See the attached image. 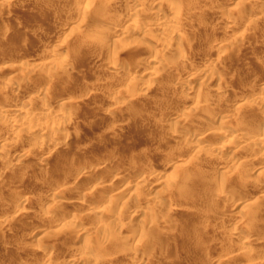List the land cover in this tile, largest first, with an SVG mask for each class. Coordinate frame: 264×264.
<instances>
[{"label":"rangeland","instance_id":"374dc122","mask_svg":"<svg viewBox=\"0 0 264 264\" xmlns=\"http://www.w3.org/2000/svg\"><path fill=\"white\" fill-rule=\"evenodd\" d=\"M126 1L0 0V107L23 106L26 102L31 111L39 113L44 102L54 98L67 101L71 106L63 109L69 119L62 131L55 135L53 143L43 152L37 149L34 142L39 134L29 136L21 130L12 133L5 122H0V145L7 143L8 149L0 154V222L5 218L3 221L10 224L7 227L0 224V244L3 237L9 239L7 246L0 245V264H15L18 260L24 264L39 263L55 255L52 261L58 264L59 252L83 259V250L71 245L86 235L88 249L102 261L85 260L81 264H217L219 260L222 264H263L264 156L260 155V151L264 150V144L239 147L225 140L223 142L232 148L230 153H223L217 159L212 151L197 155L184 136L183 125L177 126V129L174 121L183 118L186 127L198 125L196 129L199 130L202 119L204 121L210 114V108L221 104L222 112H225L220 120L228 119L236 126L238 119H252L254 123L247 131V138L256 136L255 132L263 128V104L258 107L249 103L242 105L238 98L243 97L249 87L264 86V0H178L183 9L177 15L180 20L176 17L180 36L165 39L173 44L180 41L179 50L162 47L160 40L164 36L159 28H152L149 15L153 12H150L149 0L131 1L135 2L132 7L128 6L130 0ZM188 2L191 3L189 7L186 6ZM128 8L138 9L145 16L149 12V19L143 17L137 27L129 29V32L133 30L132 35L110 32L115 31L111 22L128 18ZM86 9H90L91 15ZM159 13L165 21L174 17L165 9L159 10ZM103 14L104 19L101 17ZM64 22L67 28L61 33L58 27L65 26ZM231 24L232 27L235 25V37L226 35ZM107 31L111 34L109 37L104 36ZM57 44L62 45L64 53L51 55L52 46ZM159 53L160 61H152L151 58ZM46 60L54 61L52 65H46ZM117 61L122 62L124 68L116 70ZM211 61L215 63L212 66L208 65ZM157 63L163 66V70L158 71L156 78L150 81L153 82L151 88L145 91L140 83H132L133 73L129 70L145 73L158 66ZM18 64L20 74L17 72L15 79L9 80L10 75L3 72L5 66ZM206 69H210L207 77L202 74ZM144 77L148 78L147 74ZM212 77L216 80L221 78V83L216 81L207 86ZM8 81H12L14 89L8 87ZM186 82L204 89L203 94L197 95L198 100L194 97L196 102H188L180 93L179 86ZM143 91L146 94H142ZM121 92L123 97L116 100L114 96ZM166 109L170 110L167 116L170 120L164 117L158 121L154 114ZM260 110L263 112H260L261 117ZM35 117L39 122H45L38 115ZM236 127L232 130L238 131L239 124L238 129ZM214 132L211 131L209 137ZM234 151L241 155L244 162L238 160L236 167L227 169L221 161L231 157ZM23 153H26L25 157L19 160ZM92 156L98 168L104 167L106 173L119 172L115 174V180L98 178L107 185L109 192L121 190L122 200L131 197L132 203H150L154 218L150 212L144 215L145 219L143 214L139 215L130 207L120 206L121 200L118 204L111 202L107 194L100 206L106 212V207L114 204L108 212L125 224L123 228L111 220L100 221L98 213L94 217L79 218L80 222L72 225L52 223L55 219L48 223L42 220L41 213L47 206L44 194L49 189L65 184L67 188H74L66 192L69 196L74 194L78 198L89 193L96 182L92 179L99 173L92 170L93 173L90 171L87 174L90 175L83 178L79 169L84 161H93ZM169 162L176 169L172 166L167 168L166 163ZM130 164L138 168L154 165L151 167L154 173L172 171L177 179L175 183L156 187L131 184L127 189V178L134 177L136 173L134 170L122 173L119 169ZM184 173H192L193 176L188 180ZM221 180L238 192L227 194L218 190L215 183ZM28 195L30 200L27 204L15 207V198ZM243 200L249 203L244 208L241 205ZM17 208L29 209L31 213L23 217L17 215L15 220ZM156 208L161 211V216L156 213L161 222L155 217ZM76 212L86 213L83 208ZM142 217L147 224L143 223ZM236 219L241 221L245 230L252 232L254 243H243V239L235 234L233 226ZM137 221L146 225L141 231L135 227ZM154 221L158 225L151 226ZM158 226L162 231L157 229ZM38 228L44 231L41 236L33 234ZM82 228L86 231L83 229L81 232ZM123 235L129 236L128 242Z\"/></svg>","mask_w":264,"mask_h":264},{"label":"bare ground","instance_id":"6f19581e","mask_svg":"<svg viewBox=\"0 0 264 264\" xmlns=\"http://www.w3.org/2000/svg\"><path fill=\"white\" fill-rule=\"evenodd\" d=\"M80 1V0H79ZM86 3H89V2H93L94 0H85ZM128 1V0H127ZM126 1V2H127ZM131 1H134V0H130L129 1V4L128 6L129 7H132L135 2H132ZM77 2V1H76ZM149 2V5L150 7H152V11L150 12H153L152 14L150 13V20L153 22L151 23L152 24V28H159V31L161 30L162 34L164 37H162L163 39L160 40V43L162 45V47H165L167 49H177L179 50L181 48V43L180 41H176L174 44L173 43H170L168 42L165 38L166 37H172V36H178L179 34V27H177L176 25V19L178 18L179 19V12L181 11V0L180 2L178 0H168L166 2H164L163 0H155V1H148ZM195 2V1H194ZM80 4V3H78ZM189 4L191 3H186V6L189 7ZM181 6V7H180ZM52 7V6H51ZM153 8H156L155 10ZM193 8V5L192 7ZM129 9V8H128ZM165 9L166 11L168 10V12L170 11L174 17H172V19H169L167 21L163 20L162 17L159 15V10H163ZM88 9H86L85 11H87ZM90 10V9H89ZM87 11V13L89 15H91V11ZM92 10V9H91ZM130 12L128 14V18H126L124 21H113L111 22V26L114 28L115 31H110V32H114L115 34H127V33H130V35H132L133 33V30L131 32H129L128 30L131 29V28H134L137 23H139V21H141L142 19H144L143 17H146L148 18L149 16L146 13V16H145V13H141V11H139L138 9H134V8H131L129 9ZM154 10V11H153ZM183 10V9H182ZM178 15V16H177ZM105 14H103L101 17L104 19L105 17ZM88 17V16H87ZM177 17V18H176ZM145 18V20H147ZM149 19V18H148ZM259 19V18H258ZM180 20V19H179ZM149 21V20H148ZM147 21V22H148ZM228 21V20H227ZM229 21H231L229 19ZM146 21H144L145 23ZM10 23V22H9ZM13 23V22H12ZM69 23V22H68ZM150 23V22H149ZM146 24V23H145ZM148 24V23H147ZM146 24V25H147ZM64 25L65 26H59L58 27V30L59 32L63 33L66 28H67V25L65 24L64 22ZM141 25V24H140ZM233 24H231V26L226 30V35L228 36H234L236 35V30L234 29V26L232 27ZM99 29H104L103 27H101V25H96ZM137 27V26H136ZM108 29V28H107ZM112 30V29H110ZM157 30V29H156ZM225 30V29H224ZM57 31V30H56ZM110 32H105V37H109L111 34H109ZM136 32V31H134ZM103 33V32H102ZM113 33V35H114ZM145 33V32H144ZM56 34V33H55ZM58 34V33H57ZM135 34V33H134ZM241 34V33H240ZM112 35V36H113ZM147 35V34H146ZM57 36V35H56ZM180 36V34H179ZM141 38V37H140ZM145 38V37H144ZM173 38V37H172ZM139 40V38H137ZM108 40V39H107ZM174 40V39H173ZM137 41V40H136ZM222 45V44H220ZM53 48H51V55H56V56H59V55H62L64 53V49L62 47V45L60 44H57V45H54L52 46ZM220 47V46H219ZM176 51V50H175ZM162 55V54H161ZM153 56V55H152ZM151 56V57H152ZM160 56V53L159 54H156L154 56V58H151L152 61L154 62H158L160 61L158 58ZM164 57V56H162ZM136 59V58H135ZM114 60V59H113ZM54 61V60H53ZM53 61L51 60H46L45 63L46 65H52L53 64ZM56 61V60H55ZM58 63V62H57ZM160 63V62H159ZM158 64V63H157ZM215 63L213 61H211L208 65L212 66L214 65ZM60 65V64H59ZM62 65V64H61ZM156 65V64H155ZM154 65V66H155ZM18 66H20V64L16 65V66H8L1 70H3L4 74H9L10 75V79L9 80H12L13 78L15 79L16 75H17V72H18ZM22 66V65H21ZM26 66V65H25ZM44 66V65H43ZM153 66V64H152ZM151 66V67H152ZM128 67V66H127ZM116 70L118 68H124V66L122 65V62L120 61H117L115 63V67H114ZM129 68V67H128ZM153 68V67H152ZM216 68V67H215ZM50 70V69H49ZM54 70V69H53ZM66 70V69H65ZM129 70V69H127ZM163 70V66L160 64H158V66L154 67V69L150 70L149 72H145V73H135L134 71L132 72V70H129L131 72V74L133 73V76L131 80L132 83H140L139 85L140 86H143L145 87V91L148 90L149 88H151V86H153V82L151 83L150 81L151 80H154V78H156V73L158 71H162ZM210 70V69H209ZM208 69L202 71L204 74L203 76L207 77L209 76L210 72H209ZM138 71V70H137ZM19 73V72H18ZM51 73V72H50ZM20 74V73H19ZM147 74L148 78H145L144 75ZM195 75V74H194ZM197 76V75H196ZM193 77V76H192ZM214 78V79H213ZM150 79V80H149ZM193 80V78H191ZM217 79V78H216ZM215 77H212L211 80H209L210 82L208 83L207 86H209L210 84L212 83H215L217 81V83H219L220 79L218 77L219 80H216ZM190 80V79H189ZM188 80V81H189ZM13 81V80H12ZM10 81V82H12ZM9 82V81H8ZM9 82V83H10ZM169 82V81H168ZM207 82V81H206ZM221 83V82H220ZM200 84V83H199ZM202 84V83H201ZM200 84V85H201ZM205 84V83H204ZM260 84V83H259ZM7 85H9L8 87H10V89H14V84L13 83H10ZM173 85V84H172ZM175 85V84H174ZM247 85H252V84H247ZM254 85V84H253ZM132 86V85H131ZM176 86V85H175ZM7 87V88H8ZM133 87V86H132ZM156 87V86H155ZM180 88V93L182 95H184L187 99H188V102H191L192 100L195 101V99L197 98L198 100V96L199 94H203V90L202 88L198 85H195V83H191V82H186L183 86H179ZM203 87V86H202ZM207 88V87H206ZM217 88V87H216ZM245 88V87H244ZM9 89V88H8ZM44 89V88H43ZM210 89V88H209ZM248 89V88H246ZM121 90V89H120ZM211 90V89H210ZM215 90V89H213ZM245 90V89H244ZM11 91V90H9ZM117 91V90H116ZM212 91V90H211ZM216 91H219L218 89ZM246 91V90H245ZM208 92V91H207ZM214 92V91H213ZM10 93V92H9ZM145 93L144 91L142 92V94ZM170 93V92H169ZM212 93V92H211ZM216 93V92H215ZM218 93V92H217ZM16 94V93H15ZM146 94V93H145ZM223 94V93H222ZM116 95V94H115ZM140 96H141V93H140ZM145 96V95H142V97ZM196 96V98L194 99V97ZM216 96V95H215ZM222 95H220L221 97ZM116 100H119L121 97H123L122 95V92L120 94H117L116 96H114ZM230 97V96H229ZM22 98V97H21ZM43 98V97H42ZM201 97L199 96V99ZM46 99V98H45ZM172 99V98H171ZM203 99V98H202ZM236 100H240L242 103V105H244L245 103H249V104H252L253 106H259L261 104H263L264 106V86H256V87H252L245 92V94H243V97L241 96V98L239 97L237 99V97L235 98ZM113 100V98H112ZM69 101V100H68ZM229 101V100H228ZM232 101V100H231ZM33 102V101H32ZM186 102V101H185ZM196 102V101H195ZM199 102V101H198ZM203 103V102H202ZM224 104V103H223ZM26 104L25 102V105H21L20 106H15V107H10L11 105H9V107H0V122H5V125L6 127H8L11 131H13L12 133H14V131H22V133H24L23 131L27 132L29 134V136L31 135H36V134H39L38 137L35 138V144L37 146V149L40 151V152H43L45 148H48L52 143H53V140L55 138V135L61 130L62 131V128L64 127V123L69 119V116L66 114V111L63 110V109H69L71 106H70V103H68L67 101L65 102L64 100H59V99H52V100H49V101H45L44 102V106L42 108L45 109V111L42 112V110H40L39 113H36V112H33L30 110L29 106ZM216 105V104H215ZM221 105V104H220ZM220 105H216V106H212L210 108V114L206 117V119L203 121L202 119V125H201V129H196V127L198 126H190V127H186L185 124H184V120L183 118L182 119H177L175 122V125L173 123L174 126H182L185 128V132H184V136L186 139H188V141H190L191 145H190V148L194 151L195 154L197 155H200V154H203L205 152H214L215 153V158H219V157H222L223 153H226V152H231L232 148L231 147H228L227 145V142L224 143L223 141L225 140H228L230 141L229 143L233 142L236 146H239V147H257L258 145H263L264 144V117H263V121H261V124L263 126L262 129H259L257 130V132H255V135L254 137H250V138H247L246 135H247V131L251 129V126L253 125V121L252 119H249V118H241V119H238V124L240 126V128L238 129V124L236 126H233L232 122L230 120L227 119V121H225V119H221L220 120V117L224 114L223 112H225L223 110L222 112V109L220 107ZM141 106V105H140ZM257 106V107H258ZM56 107H59V109L55 110ZM222 107H224L222 105ZM259 109V108H258ZM249 110V109H248ZM113 111V110H112ZM264 111V110H262ZM261 110L259 111V114L263 113ZM69 112V111H68ZM169 112L170 110L168 111V109H166V111H160L158 112L157 114L155 113L154 116L157 117L158 121L159 119L162 120V118L164 119L165 117V120H166V117L169 115ZM261 112V113H260ZM209 113V112H208ZM33 114H35L36 116L38 115L40 119H43L45 122H39L38 121V118L35 117V115L33 116ZM258 115V114H257ZM153 116V117H154ZM260 117L263 116L262 114L259 115ZM169 117V116H168ZM167 117V118H168ZM250 117V116H249ZM222 118V117H221ZM169 119V118H168ZM167 119V120H168ZM170 120V119H169ZM234 120V119H233ZM256 120V119H255ZM261 120V119H260ZM42 121V120H41ZM188 121V120H186ZM199 121V119H198ZM258 122V121H257ZM153 123V122H152ZM190 123V122H189ZM188 123V124H189ZM216 124L214 126V124ZM163 124V123H162ZM192 124V123H191ZM213 124V125H212ZM196 125V124H195ZM168 126V125H167ZM175 127V128H176ZM232 127H236L238 129V131H234L232 130ZM156 128V127H155ZM159 128V127H158ZM163 129V128H162ZM177 129H179L177 127ZM257 129V128H255ZM6 130V129H5ZM176 130V129H175ZM10 131V132H11ZM211 131H215L214 132V135L209 137V135L211 134ZM21 133V132H20ZM26 134V133H25ZM174 134V133H172ZM180 134V133H179ZM13 136V135H12ZM49 138H48V137ZM11 137V136H10ZM174 137V136H173ZM172 137V138H173ZM175 137L177 138L178 136L175 135ZM174 137V139H175ZM181 137V136H180ZM211 138V139H210ZM178 139V138H177ZM186 142V141H185ZM5 143V142H4ZM104 143V142H103ZM7 144V143H5ZM5 144H2L0 145V154H4L7 152V145ZM105 146V145H104ZM103 146V147H104ZM231 146V145H229ZM56 149V148H55ZM261 150V149H260ZM38 151V152H39ZM74 152V151H73ZM233 153V155H232ZM231 153V157L228 156V158L222 160L221 158V165H224L227 169L231 167H234L237 163L238 160H241L242 162H244V159L242 160L241 159V155L237 154L236 151L232 152ZM249 153V152H248ZM26 154V153H25ZM25 154H21L19 156V160L22 158L25 157ZM252 154V153H251ZM258 154V153H257ZM260 155L261 156H264V150H261L260 151ZM73 156V155H71ZM251 156V155H250ZM110 157V156H109ZM39 158V157H38ZM67 158V157H66ZM76 158V156H75ZM74 158V159H75ZM79 158V157H77ZM244 158V157H242ZM84 159V158H83ZM114 159V158H113ZM214 159V158H213ZM215 159V160H216ZM39 160V159H38ZM37 160V161H38ZM92 160H93V156H92ZM97 160V159H96ZM112 160V158L110 159ZM219 160V159H218ZM36 161V160H35ZM114 161V160H113ZM112 162V161H111ZM241 162V163H242ZM253 162V160L251 161V163ZM71 163V162H70ZM139 163V162H138ZM239 163V164H241ZM76 164V163H75ZM238 164V165H239ZM73 165V164H72ZM127 165V164H126ZM134 165V166H132ZM145 165V164H144ZM179 164H177L178 166ZM184 165V164H183ZM245 165V164H244ZM9 166H13V164H9ZM76 166V165H75ZM154 166V165H153ZM153 166H142V167H136L135 164H130L128 166H124L123 168L120 167L119 171L122 172V173H128V171H132L134 170V172L136 173L134 177L132 178H127V189L130 187L129 185H135V186H140V185H151V187H156L158 185H161V184H164V183H175L176 179H177V176L174 175L171 171V173L167 172V173H162V174H157L156 172L154 173L152 171V168ZM172 166V163H166V167H170ZM223 166V167H224ZM174 169H176V166H172ZM236 167V166H235ZM74 168V166H73ZM80 168V167H79ZM97 171L99 173V175H96V177H94L95 179H92V180H95L96 182H92L94 183L92 186H91V190L89 191V193H84V196L82 197V195L80 196V194L78 196L80 197H74V194L73 196H69L70 194H66V192L68 191V189H72L71 186L67 188V186H62V185H57L58 187L56 188H53V189H49L46 194H44V200L47 204L45 210H43V213H41V218L42 220L46 221L47 223L50 222L52 219H55V221H51L52 223L53 222H57L60 226L61 225H69V224H73L75 223L76 221L80 222V220H78L79 218H83L86 219L85 217H90L93 215L98 213L97 217L100 221L104 222L106 220H111V222H113V224L117 225L119 228H123V226L125 225L122 221H120V219H115L113 218V215L109 214L110 212L109 211V208L111 207H106V212L103 211L105 210V208L101 207L100 206V202L103 200L102 198L104 197V195H107L108 194V198L112 201H114V203L116 202L118 204V202L121 200V202H119L120 206L122 207H125L126 208L130 207L131 209H133L134 211H136L139 215L140 214H143V216L145 215H148L146 213L150 212V215H153L154 213H151L153 211H150L152 208L149 206L150 203H148V205H145V203H142V204H136V203H132V201H130V198L129 199H121L122 198V191L121 190H118V191H113V192H109V189L107 188V185L102 183L101 181L98 180V178L101 179H104V177H107V178H113L114 180L116 179L115 177H117V173L119 172H111V173H106V170L105 168H98V164H97V161L93 160V161H84L82 167L79 169L81 175L83 178L84 176H89L87 175L90 171ZM108 170V169H107ZM93 173V171H92ZM96 173V172H95ZM133 173V172H131ZM79 174V173H78ZM180 174V173H179ZM185 174V173H184ZM121 176V173L119 174ZM124 175V174H123ZM119 176V177H120ZM126 176V175H125ZM185 177H190V176H193L192 173H186L185 175H183ZM128 177V176H127ZM89 178V177H88ZM43 179V178H42ZM41 179V180H42ZM51 179V178H50ZM54 179V178H52ZM87 179V178H86ZM112 179V180H113ZM105 180V179H104ZM189 180V179H188ZM46 182V181H45ZM55 182V181H54ZM88 182V181H87ZM111 182V181H110ZM261 182V181H260ZM259 182V183H260ZM53 183V182H52ZM57 183V182H55ZM258 183V185H259ZM90 184V183H89ZM33 185V184H32ZM216 187L218 190H220L221 192H224V193H227V194H231L233 192H238L237 189L235 188H230L229 185L226 183V181H217L215 183ZM34 186V185H33ZM50 186V185H49ZM73 186V184H72ZM75 186V184H74ZM261 186V185H260ZM83 187V186H82ZM76 190L78 191L77 193H79V190H81V188ZM125 187V189H126ZM124 189V186L122 187ZM74 189V188H73ZM84 189V188H83ZM108 189V190H107ZM124 189V190H125ZM216 189V188H215ZM214 189V190H215ZM123 190V191H124ZM216 193H219L216 191ZM68 195V196H67ZM72 195V194H71ZM75 195L76 192H75ZM132 196V195H131ZM33 197V196H32ZM128 198V197H127ZM133 199V198H132ZM131 199V200H132ZM13 200V199H12ZM30 200V196L28 195V197H17L15 198L13 201L14 204H17L15 205V207H21V205H25L28 203V201ZM152 200V199H151ZM43 202V201H42ZM110 203V201H109ZM13 204V205H14ZM147 204V203H146ZM249 203L247 200H243L241 205L243 206V208L245 206H247ZM257 204V203H256ZM9 205V204H8ZM114 206V204L112 205ZM116 206V204H115ZM206 207V206H205ZM7 208V207H6ZM43 208V207H42ZM83 208L86 213H77L76 210L79 211V209ZM115 208V207H114ZM113 208V209H114ZM117 208V207H116ZM112 209V208H111ZM155 209V207H154ZM157 209V208H156ZM32 210V209H31ZM153 210V209H152ZM158 210V209H157ZM156 210V211H157ZM5 211V210H4ZM17 211L18 213H16V215L14 216L13 219L17 218L18 219V216L17 215H20V216H25V215H29L31 212L29 209H20L18 210L17 208ZM155 211V217L156 219L159 218V216H161L160 212L161 211ZM170 211V210H169ZM242 211V210H241ZM41 212V211H40ZM105 212V213H104ZM159 212V214H158ZM159 215H157V214ZM164 213V212H162ZM167 213V212H166ZM135 214V213H134ZM165 214V213H164ZM157 215V216H156ZM163 215V214H162ZM166 215V214H165ZM203 215V214H202ZM96 216V215H95ZM144 216V218H145ZM208 216V215H207ZM1 217V216H0ZM92 217V218H93ZM116 217V215L114 216ZM118 217V216H117ZM3 218V217H2ZM153 218H154V215H153ZM161 218V217H160ZM164 218V217H163ZM5 219V218H3ZM2 219V221H3ZM83 219V220H84ZM94 219V218H93ZM122 219V218H121ZM146 219V218H145ZM145 219H142L141 220H144L143 221H137L135 223V227L137 228V230H142V228L146 225H144L143 223L147 224L145 222ZM1 220V219H0ZM16 220V219H15ZM40 220V219H39ZM123 220V219H122ZM151 220V219H150ZM159 220V219H157ZM156 220V221H157ZM161 220V219H160ZM159 220V221H160ZM168 220V219H167ZM230 220V219H229ZM0 222V224L2 226H5L7 227L8 223H5L4 221L3 222ZM7 222V220H5ZM20 221V220H19ZM43 221V222H44ZM125 221V220H124ZM152 221V220H151ZM156 221H154V223L152 222L151 223V226L154 224V225H158L156 224ZM143 222V223H142ZM150 222V221H149ZM158 222V221H157ZM161 222V221H160ZM77 223V222H76ZM101 223V222H100ZM56 224V223H54ZM53 224V225H54ZM71 224V225H72ZM127 224V223H126ZM82 225V224H80ZM79 225V226H80ZM104 225V224H103ZM110 225V223H109ZM114 225V228L115 230L117 229V226ZM144 225V226H143ZM108 226V225H107ZM134 226V225H133ZM12 227V226H11ZM47 227V226H46ZM67 227V226H66ZM69 227V226H68ZM67 227V228H68ZM72 227V226H71ZM81 227V226H80ZM79 227V228H80ZM112 227V226H111ZM150 227V226H149ZM166 227V226H165ZM234 227V228H233ZM232 228L235 229V234L238 235V237L242 238L243 240V243H246V244H252L255 242V239H254V236L252 235V232L250 233L248 230H245L242 225H241V221L239 219H236L234 221V226ZM42 228V227H41ZM44 228V227H43ZM86 228V227H85ZM85 228H82L80 229L81 232L83 231V229ZM126 228V227H125ZM154 228V227H153ZM159 228V226L157 227V229ZM45 229V228H44ZM47 229H49L47 227ZM87 229V228H86ZM85 229V231H86ZM135 229V228H134ZM144 229V228H143ZM160 229V228H159ZM158 229V230H159ZM50 230V229H49ZM48 230V231H49ZM59 230V229H58ZM146 230V229H145ZM231 230V229H230ZM57 231V230H56ZM89 231V230H88ZM121 231V230H120ZM160 231H162L160 229ZM233 231V230H232ZM44 231L42 229H37L33 232V234L35 235H40V234H43ZM60 232V230H59ZM62 232H63V228H62ZM80 233V231H78ZM136 232V231H135ZM159 232V231H158ZM234 232V231H233ZM61 233V232H60ZM66 233V231H65ZM84 233V232H83ZM82 233V234H83ZM87 233V232H86ZM26 234V233H25ZM45 234H47L45 232ZM44 234V236H45ZM81 234V233H80ZM129 234V233H128ZM143 234V233H142ZM5 235V234H4ZM7 235V234H6ZM86 235V234H85ZM228 235V234H227ZM28 236V235H27ZM41 236V235H40ZM87 236V235H86ZM86 236H83V237H80V239L76 240L74 242V244H72L71 246L73 248H79L81 251L83 250V259L80 257V258H75V257H69V255H65L64 254H60V252L57 254V258L59 260L60 263L58 264H81V262H85V260H99L100 258H98L97 254L92 252V250H89L88 246V242L86 240ZM201 236V235H200ZM253 236V237H252ZM7 237V236H6ZM6 237H3L2 238V242L1 244L3 245H6L9 243V239H7ZM9 237V236H8ZM123 239L125 238H128L129 236L126 235L124 236L123 235ZM161 237V236H160ZM172 237V236H171ZM230 237V236H229ZM53 238V237H51ZM56 238V237H55ZM58 238V237H57ZM232 238V236H231ZM11 239V238H10ZM88 239V238H87ZM120 240H121V237H120ZM126 241L129 240L128 239H125ZM164 240V239H163ZM68 241V240H66ZM230 241V240H229ZM228 241V242H229ZM258 241V240H257ZM256 241V242H257ZM1 242V241H0ZM69 242V241H68ZM128 242V241H127ZM194 242V241H193ZM11 243V242H10ZM23 243V242H22ZM90 243V242H89ZM230 243V242H229ZM233 243V242H231ZM0 244V245H1ZM15 244V243H14ZM169 244V243H168ZM36 245V244H35ZM53 245V244H52ZM231 245V244H230ZM264 245V244H263ZM32 246V245H31ZM37 246V245H36ZM48 246V244H47ZM50 246V245H49ZM70 246V247H71ZM235 246V245H234ZM51 247V246H50ZM244 247V246H242ZM27 248V246H26ZM33 248V247H32ZM47 248V247H46ZM240 248V247H239ZM238 248V249H239ZM34 249L35 246H34ZM40 249V247H39ZM50 249V248H49ZM72 249V248H71ZM236 249V247H235ZM24 250V249H23ZM43 250V249H42ZM48 249H45L44 251H47ZM242 250V249H241ZM4 251V250H3ZM36 251V250H35ZM13 252V251H12ZM240 253V252H239ZM52 254V253H51ZM187 254V253H186ZM236 254V253H235ZM50 255V254H49ZM41 256V255H40ZM53 256V255H52ZM43 257V256H42ZM46 257H47V254H46ZM56 255L54 257H52L51 259V256H48L47 258H44L43 260H40L39 263H32V264H53V258H55ZM79 257V256H78ZM181 257V256H180ZM21 261V260H20ZM99 261H102V260H99ZM221 262V260H219ZM217 261V264L218 262ZM88 262V261H87ZM219 264H222L220 263ZM10 263V262H9ZM55 263V262H54ZM100 263V262H99ZM15 264H24V263H20L19 260L15 263ZM57 264V263H55ZM136 264H139V263H136ZM264 264V262H263Z\"/></svg>","mask_w":264,"mask_h":264}]
</instances>
